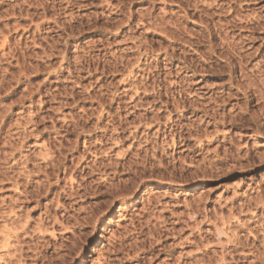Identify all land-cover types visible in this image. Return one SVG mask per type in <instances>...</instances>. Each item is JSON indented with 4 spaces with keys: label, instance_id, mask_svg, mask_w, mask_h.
Returning <instances> with one entry per match:
<instances>
[{
    "label": "rangeland",
    "instance_id": "rangeland-1",
    "mask_svg": "<svg viewBox=\"0 0 264 264\" xmlns=\"http://www.w3.org/2000/svg\"><path fill=\"white\" fill-rule=\"evenodd\" d=\"M0 264H264V0H0Z\"/></svg>",
    "mask_w": 264,
    "mask_h": 264
},
{
    "label": "bare ground",
    "instance_id": "bare-ground-1",
    "mask_svg": "<svg viewBox=\"0 0 264 264\" xmlns=\"http://www.w3.org/2000/svg\"><path fill=\"white\" fill-rule=\"evenodd\" d=\"M257 87H259V86H256V88ZM255 89V88H254ZM259 90V89H258ZM252 91H254V90H252ZM257 91V90H256ZM256 91H254L255 93H256ZM251 92V91H250ZM253 92V93H254ZM260 92L258 91V93L257 94H259ZM262 93V92H261ZM252 94V93H251ZM257 96H260V95H257ZM257 96H255L254 94L252 95V98H253V100L254 99H256L257 98ZM251 98V97H250ZM260 98V100H261V97H259ZM263 98V97H262ZM258 100V99H257ZM212 115H215V114H212ZM211 117V116H210ZM215 117H216V115H215ZM213 119V118H212ZM216 119V118H215ZM221 121H223V120H221ZM261 128L262 127H256V133H258V134H261ZM173 144H175L174 142H173ZM172 144V145H173ZM249 153H247V155H248ZM244 156V155H243ZM249 156V155H248ZM128 158V157H127ZM249 158H251V157H249ZM130 159V158H129ZM129 159H127V161L126 162H128V160ZM247 160V159H246ZM247 164V163H246ZM123 165V164H122ZM248 165V164H247ZM250 165V164H249ZM248 165V166H249ZM252 166V165H251ZM250 167V166H249ZM84 169H88V170H86V171H88V172H90V174L91 173H93V172H95V171H97V172H101L103 169L105 170V167L104 166H101V164L100 165H98V166H94V167H89V168H84ZM103 170V172L102 173H104V175H105V171ZM84 171V170H83ZM82 171V172H83ZM81 172V173H82ZM86 174V173H85ZM119 185V184H118ZM83 187H85L84 188V191H86V192H84V193H87V189H86V186H83ZM110 187L113 189H111L112 191H118L119 192V190H118V187L116 186V185H114V184H110ZM88 190H90V189H88ZM136 191L134 192V194L133 195H131V196H127V195H125V194H123L124 192H119L118 193V195H115V192H113L114 193V195H112L113 196V202H111V205H110V207L112 206V204L114 203V201H118V202H120L122 205V207H123V209L124 210H126V208H127V206L128 205H131V204H133L134 202H136V197H137V193H138V188L137 189H135ZM71 191H72V189H71ZM80 191V190H79ZM122 191V190H121ZM78 191H75V192H71V194L72 195H78ZM69 194H70V192H69ZM71 196V195H70ZM69 196V197H70ZM79 197H80V195H78ZM75 196H73V198H74ZM110 197V196H109ZM111 198V197H110ZM262 198V197H261ZM260 198V199H261ZM257 203V202H256ZM260 203V202H259ZM262 204V203H261ZM107 214V213H106ZM102 215V214H101ZM90 217H92V216H90ZM98 217V216H97ZM101 218V217H100ZM98 222H99V218H96L95 219V228H96V225H98ZM36 256H38V255H36ZM43 258V257H42ZM40 259V258H39ZM49 260V259H48Z\"/></svg>",
    "mask_w": 264,
    "mask_h": 264
}]
</instances>
